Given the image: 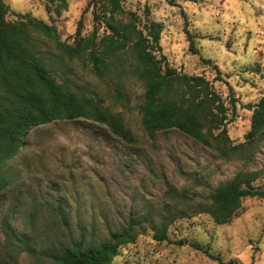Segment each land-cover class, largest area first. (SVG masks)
Wrapping results in <instances>:
<instances>
[{"label": "rangeland", "instance_id": "374dc122", "mask_svg": "<svg viewBox=\"0 0 264 264\" xmlns=\"http://www.w3.org/2000/svg\"><path fill=\"white\" fill-rule=\"evenodd\" d=\"M108 0H5L8 20L29 15L56 27L60 40L73 44L95 27L94 12ZM117 19L134 15L145 31L150 21L163 25L158 58L187 75L204 76L230 107L227 152L209 148L173 129L148 134L136 106L145 87L132 75L99 78L81 61L77 83L98 94L135 137L127 143L109 127L87 119L61 120L33 129L4 172L9 186L0 192V252L12 264H52L31 258L7 241L9 224L27 234L37 252L69 245L94 231L109 238L131 218L146 232L123 246L112 264H264V199L245 198L232 221L218 225L208 213L211 196L242 173H258L264 187V136L248 149L253 112L245 108L264 96V0H120ZM103 15V13H102ZM189 30L197 53L190 49ZM55 51L53 45L50 48ZM211 60L212 65L203 60ZM214 65L223 79H218ZM259 67V72L250 68ZM121 85L122 100L108 93ZM237 100L232 114L231 99ZM218 134V132H216ZM169 223L165 241L154 236ZM7 231L13 233L10 229ZM198 245L201 249H196ZM13 255H9L10 251ZM2 256V255H0ZM42 257V256H40ZM216 258H219L218 261Z\"/></svg>", "mask_w": 264, "mask_h": 264}, {"label": "trees", "instance_id": "16d2710c", "mask_svg": "<svg viewBox=\"0 0 264 264\" xmlns=\"http://www.w3.org/2000/svg\"><path fill=\"white\" fill-rule=\"evenodd\" d=\"M120 11V0H108L103 15L94 12L96 23L104 27L103 33L96 26L89 36H82L80 22L74 42L69 44L60 40L55 26L42 20L29 15L8 20L9 6L0 0V192L10 184L5 165L17 156L25 138L37 127L61 120L87 119L107 125L127 143L135 142L121 116L105 104V99L77 83L73 66L78 60L96 77L115 75L120 80L129 74L143 83L144 99L136 108L148 134L176 129L206 147L227 152L230 107L225 100L204 76L184 74L170 67L165 57L158 58L161 23L150 21L144 32L138 28L134 15L128 23L119 21L116 17ZM185 32L190 49L197 53L189 30ZM203 62L212 65L211 60ZM213 67L218 79H223L218 66ZM250 69L259 72V67ZM120 87L118 84L108 93L110 99L122 100ZM236 103L232 98V114L236 113ZM245 108L253 112L251 128L246 142L234 150L248 149L264 136V96ZM258 177V173L249 172L237 175L214 192L210 207L200 213H208L218 225L230 223L242 208L243 199H264V187L255 186ZM168 227L169 223H163L155 228L154 238L165 241ZM7 229L4 228L6 240L13 241L10 244L17 240L31 258L52 264H112L123 246L135 243L146 232L142 223L131 218L127 226L110 232L107 239L97 238L94 231L88 236L82 233L69 245L56 244L40 255L27 234L18 233L10 224ZM13 254L11 250L9 255ZM0 255V264H12L7 253Z\"/></svg>", "mask_w": 264, "mask_h": 264}]
</instances>
